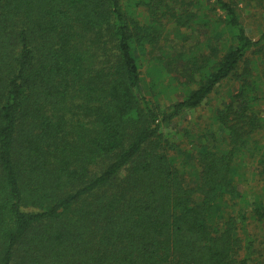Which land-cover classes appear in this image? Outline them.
<instances>
[{"label": "trees", "instance_id": "16d2710c", "mask_svg": "<svg viewBox=\"0 0 264 264\" xmlns=\"http://www.w3.org/2000/svg\"><path fill=\"white\" fill-rule=\"evenodd\" d=\"M249 1L0 0V264H258Z\"/></svg>", "mask_w": 264, "mask_h": 264}, {"label": "rangeland", "instance_id": "374dc122", "mask_svg": "<svg viewBox=\"0 0 264 264\" xmlns=\"http://www.w3.org/2000/svg\"><path fill=\"white\" fill-rule=\"evenodd\" d=\"M239 5L242 6L245 10V12H243L242 15H243V22L246 24L247 29L249 31L254 29L255 31V29H257V27L260 26L257 20H260L261 23L264 22V10L259 9L257 2H255L254 0H250L248 3V6H246L244 3H241ZM254 13H257V14L254 15ZM228 85L229 84L226 83L223 90L220 92V94L212 95L211 98L200 109L189 111L188 113L183 115V117L179 121L174 123L173 126L171 125L172 130L176 131L182 125H184L187 121L193 122V119H197L199 116L204 117V116L211 115L212 111L214 110L215 107H217L220 104L221 100L226 98L224 91H225V87ZM231 89L235 90V85L231 84ZM258 233L260 232L258 231ZM263 253H264V250H262V255H258L256 257L258 264H264L263 263L264 259H262Z\"/></svg>", "mask_w": 264, "mask_h": 264}]
</instances>
